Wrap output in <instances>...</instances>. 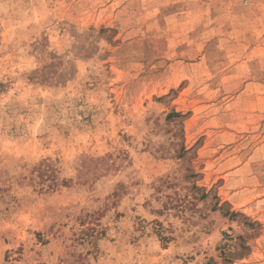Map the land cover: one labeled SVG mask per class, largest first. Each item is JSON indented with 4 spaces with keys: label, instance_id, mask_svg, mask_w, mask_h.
I'll return each mask as SVG.
<instances>
[{
    "label": "rangeland",
    "instance_id": "obj_1",
    "mask_svg": "<svg viewBox=\"0 0 264 264\" xmlns=\"http://www.w3.org/2000/svg\"><path fill=\"white\" fill-rule=\"evenodd\" d=\"M0 264H264V0H0Z\"/></svg>",
    "mask_w": 264,
    "mask_h": 264
}]
</instances>
